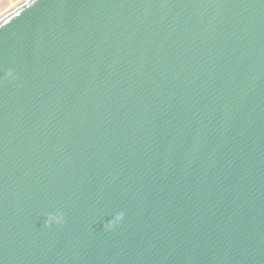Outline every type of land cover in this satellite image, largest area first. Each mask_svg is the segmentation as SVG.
I'll return each mask as SVG.
<instances>
[{"label": "water", "instance_id": "1", "mask_svg": "<svg viewBox=\"0 0 264 264\" xmlns=\"http://www.w3.org/2000/svg\"><path fill=\"white\" fill-rule=\"evenodd\" d=\"M0 264H264V0L0 14Z\"/></svg>", "mask_w": 264, "mask_h": 264}, {"label": "rangeland", "instance_id": "2", "mask_svg": "<svg viewBox=\"0 0 264 264\" xmlns=\"http://www.w3.org/2000/svg\"><path fill=\"white\" fill-rule=\"evenodd\" d=\"M19 0H0V14L9 9Z\"/></svg>", "mask_w": 264, "mask_h": 264}, {"label": "clouds", "instance_id": "3", "mask_svg": "<svg viewBox=\"0 0 264 264\" xmlns=\"http://www.w3.org/2000/svg\"><path fill=\"white\" fill-rule=\"evenodd\" d=\"M13 73H12V69H9L8 72H7V75L8 76H11ZM59 222V221H58Z\"/></svg>", "mask_w": 264, "mask_h": 264}, {"label": "bare ground", "instance_id": "4", "mask_svg": "<svg viewBox=\"0 0 264 264\" xmlns=\"http://www.w3.org/2000/svg\"><path fill=\"white\" fill-rule=\"evenodd\" d=\"M19 1H20V0H19ZM16 3H17V2H16ZM16 3H15V4H16ZM11 7H12V6H11ZM4 12H5V11H4Z\"/></svg>", "mask_w": 264, "mask_h": 264}]
</instances>
